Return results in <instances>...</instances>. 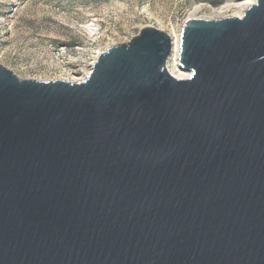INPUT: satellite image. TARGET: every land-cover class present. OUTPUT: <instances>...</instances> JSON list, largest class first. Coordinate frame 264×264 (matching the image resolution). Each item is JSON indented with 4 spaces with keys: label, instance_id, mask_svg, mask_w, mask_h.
Instances as JSON below:
<instances>
[{
    "label": "water",
    "instance_id": "1",
    "mask_svg": "<svg viewBox=\"0 0 264 264\" xmlns=\"http://www.w3.org/2000/svg\"><path fill=\"white\" fill-rule=\"evenodd\" d=\"M143 27L80 82L0 65V264H264V0Z\"/></svg>",
    "mask_w": 264,
    "mask_h": 264
},
{
    "label": "rangeland",
    "instance_id": "2",
    "mask_svg": "<svg viewBox=\"0 0 264 264\" xmlns=\"http://www.w3.org/2000/svg\"><path fill=\"white\" fill-rule=\"evenodd\" d=\"M246 1L0 0V65L20 79L80 82L98 54L143 27L167 33L179 48L187 18L239 17ZM165 67L182 72L173 48Z\"/></svg>",
    "mask_w": 264,
    "mask_h": 264
},
{
    "label": "bare ground",
    "instance_id": "3",
    "mask_svg": "<svg viewBox=\"0 0 264 264\" xmlns=\"http://www.w3.org/2000/svg\"><path fill=\"white\" fill-rule=\"evenodd\" d=\"M251 3H253V0H247L246 2H245V5H249V4H251ZM242 5V4H241ZM172 48H173V52H174V54H175V56L178 54V51H179V48H178V40H174L173 41V45H172ZM169 73L172 75V76H174V77H176V78H179V79H186L189 75L187 74V73H182V72H180L179 70H173V71H171V70H169ZM79 81H81V80H79Z\"/></svg>",
    "mask_w": 264,
    "mask_h": 264
}]
</instances>
